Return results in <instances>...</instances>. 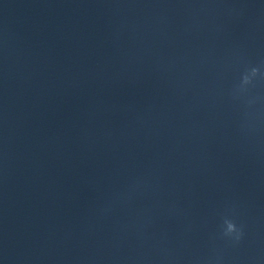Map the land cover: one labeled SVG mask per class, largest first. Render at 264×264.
<instances>
[{
  "label": "water",
  "instance_id": "obj_1",
  "mask_svg": "<svg viewBox=\"0 0 264 264\" xmlns=\"http://www.w3.org/2000/svg\"><path fill=\"white\" fill-rule=\"evenodd\" d=\"M0 264H264V0H0Z\"/></svg>",
  "mask_w": 264,
  "mask_h": 264
},
{
  "label": "clouds",
  "instance_id": "obj_2",
  "mask_svg": "<svg viewBox=\"0 0 264 264\" xmlns=\"http://www.w3.org/2000/svg\"><path fill=\"white\" fill-rule=\"evenodd\" d=\"M260 72L258 67H252L249 72L242 75L240 84L237 88V92L243 93L247 90V86L252 83L254 77ZM221 238H225L231 241H240L243 236V229L238 226L235 219L225 216L220 232Z\"/></svg>",
  "mask_w": 264,
  "mask_h": 264
}]
</instances>
